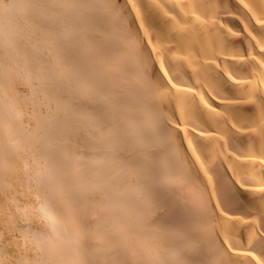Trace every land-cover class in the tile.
<instances>
[{
	"label": "bare ground",
	"instance_id": "bare-ground-1",
	"mask_svg": "<svg viewBox=\"0 0 264 264\" xmlns=\"http://www.w3.org/2000/svg\"><path fill=\"white\" fill-rule=\"evenodd\" d=\"M87 254L264 264V0H0V264Z\"/></svg>",
	"mask_w": 264,
	"mask_h": 264
},
{
	"label": "rangeland",
	"instance_id": "rangeland-1",
	"mask_svg": "<svg viewBox=\"0 0 264 264\" xmlns=\"http://www.w3.org/2000/svg\"><path fill=\"white\" fill-rule=\"evenodd\" d=\"M23 88H24V86H23ZM46 103V102H45ZM48 103H46V106H48L47 105ZM45 106V105H44ZM43 106V107H44ZM44 107V109L45 108H47V107ZM40 156H42V154L43 153H38ZM84 154V155H83ZM83 154H81V156L84 158V157H86L85 155H87V153H83ZM40 156H39V158H40ZM86 158H88V156L86 157ZM41 160H44V158L42 159V158H40ZM164 197H161V198H159V200H155L154 202H153V199H151V203L149 202V205L150 206H148V209L147 210H149L150 211V213L148 214V215H150V216H148V218H147V223L149 224H152V226L153 227H155V228H157L159 231H164V232H166V231H168V232H170L171 234H174V238L175 239H173V240H171L170 239V247H177V245H179V246H183L184 245V243L187 241V239H189V233L188 232H190L189 230H190V228H191V230H192V227L194 226V224H196L197 222H195L196 220H198V219H196V218H194V216H193V214L192 213H190L191 211L190 210H188L187 209V207H188V205H187V207L185 206V205H183V206H181L180 205V203H178V202H174V200L172 199L173 198V196H171V195H169V193H166V194H163V193H161ZM168 195V196H167ZM167 196V197H166ZM170 197V198H169ZM165 198H167V199H165ZM162 200V201H161ZM168 200H169V202H168ZM172 200H173V203H172ZM158 201H160V202H158ZM153 203V204H152ZM156 203V204H155ZM175 203H177V204H175ZM172 204H174V205H172ZM138 205L139 206H141L140 205V203H138ZM181 206V207H180ZM184 206H185V208H184ZM177 208V209H176ZM189 208V207H188ZM173 210L174 209V211L171 213V211L170 210ZM184 209H187V210H184ZM73 210V209H72ZM72 210L71 211H66V213H70L69 215H72V216H76V215H74V213H77V215H78V213H79V211L75 208V211L76 212H74L73 211V213H72ZM153 210V211H152ZM56 211H59L58 209L56 210ZM148 211V212H149ZM152 211V212H151ZM180 211V212H179ZM174 213V214H173ZM178 213V214H177ZM171 214V215H170ZM80 215V214H79ZM174 215V216H173ZM192 216V217H191ZM151 219H150V218ZM73 218V217H72ZM149 219V220H148ZM196 219V220H195ZM193 220V221H192ZM194 223V224H193ZM71 224H72V222H71ZM149 224V225H150ZM72 225H74V224H72ZM79 225L77 224V225H75L74 227H78ZM81 226H79L77 229H80L81 230V228H80ZM166 229V230H165ZM171 229V230H170ZM174 229V230H173ZM79 230V231H80ZM173 232V233H172ZM178 233H180V234H178ZM184 233V234H183ZM168 234V233H167ZM188 234V236H186ZM182 235V236H181ZM177 236H178V238H177ZM180 237V238H179ZM182 238H183V240H182ZM185 238H186V240H185ZM181 240V241H180ZM179 241V242H178ZM199 244H201V242L199 243ZM202 245V244H201ZM169 246V245H168ZM178 246V247H179ZM86 250V249H85ZM83 251V252H86V251ZM164 251V250H163ZM168 250H166L165 252H166V254H168L169 253V257H170V251H168ZM87 253V252H86ZM172 255V254H171ZM87 256L89 257V259H90V261H92V264L94 263V264H103L104 263V261L103 260H101V259H98V258H100V257H97L96 259H95V256L94 255H88L87 254ZM111 257H114V259H115V257H118V254H114L113 256H111ZM111 257L109 256V258H107V259H105V262H106V264H111L112 263V261H113V258H112V260H111ZM199 258H200V260H192L191 258H187V260H185L184 262H183V260L180 262V261H174L173 260V262H169L168 261V263L166 262V264H208V261L205 259V258H203V257H200L199 256ZM115 260H117V259H115ZM167 261V260H166ZM178 262V263H177ZM180 262V263H179Z\"/></svg>",
	"mask_w": 264,
	"mask_h": 264
}]
</instances>
